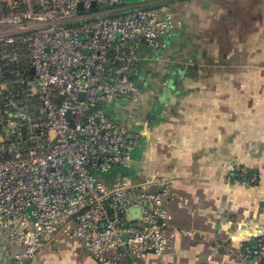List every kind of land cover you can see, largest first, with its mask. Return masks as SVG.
Segmentation results:
<instances>
[{"label":"built area","instance_id":"obj_1","mask_svg":"<svg viewBox=\"0 0 264 264\" xmlns=\"http://www.w3.org/2000/svg\"><path fill=\"white\" fill-rule=\"evenodd\" d=\"M125 1L0 0V240L12 260L32 264L66 238L98 264H155L184 232L169 223L166 204L186 202L169 178L94 175L128 163L140 137L100 104L140 103L139 48L164 50L181 26L152 7L162 0ZM252 255L264 264V237Z\"/></svg>","mask_w":264,"mask_h":264},{"label":"crops","instance_id":"obj_2","mask_svg":"<svg viewBox=\"0 0 264 264\" xmlns=\"http://www.w3.org/2000/svg\"><path fill=\"white\" fill-rule=\"evenodd\" d=\"M172 5L181 26L165 37L166 48H139L141 102H123L127 108L112 116L140 133L139 175L109 179L140 184L158 173L186 200L166 204L170 226L184 232L155 264L258 263L242 247L264 237V0ZM10 254L0 244V264H27ZM32 264L98 263L60 238Z\"/></svg>","mask_w":264,"mask_h":264},{"label":"rangeland","instance_id":"obj_3","mask_svg":"<svg viewBox=\"0 0 264 264\" xmlns=\"http://www.w3.org/2000/svg\"><path fill=\"white\" fill-rule=\"evenodd\" d=\"M142 1H144V0H127V1H125V4L126 5L135 4L138 2H142ZM173 3H174V0H167L166 1V6L171 12H173V5H172ZM136 82H137V84H139L141 82L138 77L136 78ZM100 108L103 110L104 113L111 115V116H114V117H117L119 110L126 109L127 104H125V103H123L117 99H113L110 102H105L103 104H100ZM134 148H135V146H134ZM134 148L130 152V157H129L130 159H129L128 163L123 164V165H119V166H114L109 172H106V173H102L100 171H97L96 173H94V175L96 177L102 179V180H107L110 177L111 173H115L116 175H118V177L125 178V179H130V177H132L133 174L139 175V171H138V169L134 163V161H135L134 159L136 156V154H135L136 152H135ZM150 176L151 175H149L148 177H150ZM148 177H146V178H148ZM146 178H144V179H146ZM129 182H131V181H129ZM131 184H132V182H131ZM0 244L6 245L10 248L9 242L5 239H1ZM13 251H16V250H13ZM0 260H2L1 256H0Z\"/></svg>","mask_w":264,"mask_h":264},{"label":"water","instance_id":"obj_4","mask_svg":"<svg viewBox=\"0 0 264 264\" xmlns=\"http://www.w3.org/2000/svg\"><path fill=\"white\" fill-rule=\"evenodd\" d=\"M157 5H161L164 6L166 5V0H162L159 4H153L152 7L157 6ZM135 10V9H134ZM128 11L125 12H120L117 13V15H123L125 13H127ZM109 16H113L112 14H110ZM140 213H141V208L140 207H131L128 211V219L129 220H136L139 219L140 217Z\"/></svg>","mask_w":264,"mask_h":264},{"label":"trees","instance_id":"obj_5","mask_svg":"<svg viewBox=\"0 0 264 264\" xmlns=\"http://www.w3.org/2000/svg\"><path fill=\"white\" fill-rule=\"evenodd\" d=\"M167 1V0H166ZM112 180H114V179H107V180H105V181H112ZM261 238V237H260ZM257 239H259V238H257ZM257 239H256V247L254 248V249H251L250 248V250L249 249H247V250H245L246 248H249V246H246L245 244L243 245V247H242V251L243 252H245V253H247L248 255H252V252L255 250V249H257ZM249 251V252H248Z\"/></svg>","mask_w":264,"mask_h":264}]
</instances>
